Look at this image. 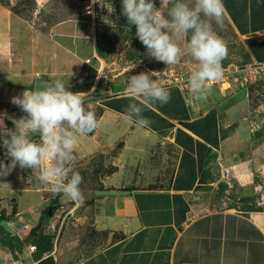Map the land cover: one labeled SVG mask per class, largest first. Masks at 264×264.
Segmentation results:
<instances>
[{"label":"crops","instance_id":"0c3cea01","mask_svg":"<svg viewBox=\"0 0 264 264\" xmlns=\"http://www.w3.org/2000/svg\"><path fill=\"white\" fill-rule=\"evenodd\" d=\"M32 1L35 12L29 19L0 2V119L7 127L25 116L11 103L13 96L33 90L39 77L48 83L61 79L71 88L82 81L84 67L96 55L94 23L83 10L76 7L63 17L59 1ZM223 3L249 59L264 66V0ZM240 85L230 90L212 86L203 101L187 100L179 88L166 86L171 99L145 109L143 115L152 123L144 130L123 118L131 102L122 93L125 85L105 90L96 100L101 109L97 133L104 128L109 141L123 143L126 153L144 150L147 155L171 145L176 160L167 185L150 187L153 178L136 176L132 181L141 186L96 197L90 227L100 238L72 248L67 234L58 241L52 223V230L41 231L43 196L19 187L5 170L0 176V225L16 241L13 249L0 244V264H37L48 257L54 264H264V208L193 213L201 187L218 190L223 185L226 190V179L239 201L255 197L260 189L255 179L258 156L251 155V135L244 130L254 111L251 118H261L260 110L251 107L248 91ZM39 235L51 236L53 246L41 257L29 250Z\"/></svg>","mask_w":264,"mask_h":264},{"label":"rangeland","instance_id":"374dc122","mask_svg":"<svg viewBox=\"0 0 264 264\" xmlns=\"http://www.w3.org/2000/svg\"><path fill=\"white\" fill-rule=\"evenodd\" d=\"M57 1L63 8V17L68 16L70 10L76 7H79L86 14L85 9L92 4V0ZM0 2L8 4L14 12L26 19L33 17L35 12V5L32 0H0ZM98 2L92 4L95 18L86 14L94 23L96 55L84 67L83 78L80 81L87 88L84 92H90L88 95L90 103L86 101L85 103H88L86 107L95 112L97 120L101 115V109L96 104V100L110 87L113 89L117 85L127 86L131 75L140 72H158L153 76V79L164 85L167 79L178 75L190 76L196 70L197 62L193 61L187 53L183 56L181 63L168 68L163 62H157L154 59L149 60L145 55V46L136 38L135 26H131L128 30L127 20L120 14L121 0H111L115 8V12L111 15L106 8L101 7L107 4V0H98ZM155 4L159 7L160 0H155ZM105 17L112 21L114 26L105 22ZM213 27L228 47V56L223 61V69L238 67L249 75L248 83L242 84V87L248 91L251 107L260 110L256 113L261 118L257 121L255 118H251L252 115H255L254 111V114L250 115L249 118L250 126L244 129L251 135L249 137L252 143L251 155L258 156L257 161L260 170L256 173L255 179L256 184L260 185V189H258L255 197L239 201L231 193L225 195L222 192L225 188L222 186V189L221 185H219L218 190L212 189L214 185L201 187V190L197 191L200 192L198 198L193 200V213L200 214L210 210L229 208L254 211L264 208V204L260 203V195L264 193V66L254 64L249 59L241 40L232 30L226 17L223 29L216 27L215 24ZM138 60L142 63H138L132 69ZM236 85L241 87L237 81L233 82L227 90ZM224 88L226 89L227 85H224ZM75 92L79 91L76 90ZM15 112L17 109L12 111V113ZM8 128L13 127L8 126ZM104 131V128H101L98 134L96 129L91 134L79 137L73 169L83 177L80 188L84 200L80 204L72 202L63 193H52L47 185L37 180L38 171L21 169L19 165L12 170L9 165L7 169L11 178H16L19 187L37 190L43 196L44 205L41 208H44V211L41 231L52 230L50 229V223H52V227L57 230L58 241L67 234L65 238L68 239L72 248H75L74 245L76 247L88 245L89 242H95L100 238L90 227V206L93 199L107 193H124L134 187L141 186L142 183L134 181L136 176L153 178L154 180L149 183L150 187H164L171 178L175 165L176 153L171 145L162 147L160 145L147 155L144 150L126 153L123 152V143L109 141V135ZM32 139L39 142L40 137L35 135ZM0 161L6 165L11 163L3 147H0ZM132 179L134 180L132 181ZM145 184L148 183L144 182ZM10 201L9 198V203H11ZM65 248L69 250L68 245ZM78 257L81 258L80 255ZM67 264H71V261L69 260Z\"/></svg>","mask_w":264,"mask_h":264},{"label":"clouds","instance_id":"9594fccd","mask_svg":"<svg viewBox=\"0 0 264 264\" xmlns=\"http://www.w3.org/2000/svg\"><path fill=\"white\" fill-rule=\"evenodd\" d=\"M95 3L98 0H92ZM92 4L85 11L95 18ZM101 7L109 15L115 12L111 0ZM120 14L126 18L128 30L135 26L136 38L145 46L149 60L163 62L168 68L181 63L187 53L197 62L187 81L189 92L194 100L207 99L210 84L223 78V61L228 56L227 44L213 27L224 28L227 11L223 0H160L159 7L155 0H121ZM104 19L114 26L107 17ZM138 63L142 61L134 63L132 69ZM156 74L140 72L128 80L126 93L131 102L122 115L137 130L147 129L152 123L143 115L145 109L167 104L171 99L170 90L153 79ZM89 93L73 92L68 82L56 79L13 96L11 103L26 115L16 120L13 128L0 119V147L11 161L7 165L0 161V176L9 165L11 170L19 165L38 171L37 180L52 193H63L72 202L82 203L83 177L73 169L75 151L79 137L93 133L99 126L95 112L86 107ZM35 135H39V142L32 139Z\"/></svg>","mask_w":264,"mask_h":264},{"label":"built area","instance_id":"2783aa9c","mask_svg":"<svg viewBox=\"0 0 264 264\" xmlns=\"http://www.w3.org/2000/svg\"><path fill=\"white\" fill-rule=\"evenodd\" d=\"M223 73H224L223 78L221 80L212 82L210 84V87L227 85L226 89H228L230 88L233 82L238 81L240 84H243V85L248 83L249 75L245 73V71L240 70L238 67H233L231 69L225 68L223 69ZM188 78L189 76L184 77V75L174 76L171 79L165 80L164 86H175L179 88V90L185 95L186 99L188 100L189 97L191 96L189 92V86L187 83ZM126 88L127 86H125L122 93H126ZM225 177H226V174H225ZM225 187H226V190L224 191V194L230 195L231 184L226 179H225ZM260 203L264 204V193L260 195ZM34 249H35L34 246H29L30 251H33Z\"/></svg>","mask_w":264,"mask_h":264},{"label":"trees","instance_id":"16d2710c","mask_svg":"<svg viewBox=\"0 0 264 264\" xmlns=\"http://www.w3.org/2000/svg\"><path fill=\"white\" fill-rule=\"evenodd\" d=\"M70 90L73 92H75L76 90H78L79 92H84L87 90V88L85 87L84 83L79 82L77 85H73L70 88ZM222 186L223 185H221V188H222ZM223 188H224V186H223ZM0 221H1V217H0ZM12 241H16V239L5 234L1 228V225H0V244L13 249ZM33 245L35 246V253H37L40 257L44 253L51 252V250L53 248L51 236H49V235L36 236L35 241H33ZM37 264H54V262H53V259L51 257H48V258L40 261Z\"/></svg>","mask_w":264,"mask_h":264},{"label":"water","instance_id":"95a60500","mask_svg":"<svg viewBox=\"0 0 264 264\" xmlns=\"http://www.w3.org/2000/svg\"><path fill=\"white\" fill-rule=\"evenodd\" d=\"M43 81H45L44 78H41V77L37 78V79L35 80L34 89L36 88V85H37V84H39L40 82H43ZM34 89H33V90H34Z\"/></svg>","mask_w":264,"mask_h":264}]
</instances>
